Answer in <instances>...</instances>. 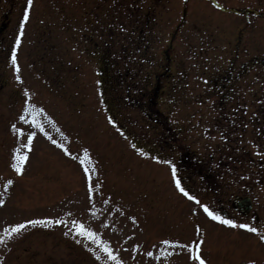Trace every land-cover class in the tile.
Instances as JSON below:
<instances>
[{
	"label": "rangeland",
	"instance_id": "rangeland-1",
	"mask_svg": "<svg viewBox=\"0 0 264 264\" xmlns=\"http://www.w3.org/2000/svg\"><path fill=\"white\" fill-rule=\"evenodd\" d=\"M215 1L224 10L212 0L0 1V235L25 223L0 243V264H114L75 235L73 221L122 264H196L188 249L197 244L206 264H264L258 234L210 219L172 176L174 166L181 186L213 212L217 197L247 194L264 217V148L254 145L256 132L264 136V106L256 111L264 104V0ZM25 100L43 131L32 116L19 119ZM241 133L250 169L263 166L259 185L228 176ZM18 147L27 154L20 174L12 167ZM199 168L218 174L214 195L202 194Z\"/></svg>",
	"mask_w": 264,
	"mask_h": 264
},
{
	"label": "snow or ice",
	"instance_id": "snow-or-ice-1",
	"mask_svg": "<svg viewBox=\"0 0 264 264\" xmlns=\"http://www.w3.org/2000/svg\"><path fill=\"white\" fill-rule=\"evenodd\" d=\"M27 4L29 6H31L32 4V0H27ZM28 18V9L26 8L24 10V20H27ZM21 28H23V22L21 23ZM20 42V37L17 36L16 37V43L19 44ZM12 63L15 65L16 64V57H15V49H13V56H12ZM17 79H19V77H17ZM25 95H27V93H25ZM23 112L24 114H22L19 119L21 121H24L25 123L29 122L28 120H26V115H30L32 116L31 119V124L36 127L39 128L40 131H43V128L41 127V125L35 120V114H34V109L33 106H31L27 100H25V106L23 108ZM110 123H113V121L111 120V118L109 119ZM17 133H21V129L16 128L15 125L12 126ZM35 133L29 132L27 134V143H25L23 145V148L28 149L29 151L31 150V143H32V139L34 137ZM53 143H56L55 141H53ZM61 148H63V145H59ZM65 152L67 153V150L65 149ZM140 155H146V153H144L143 151H140ZM85 158L80 160V163L82 165H84V171H85V175L87 177V179L90 181L91 180V176H90V169L87 167V150H85L84 153ZM155 159V157H153ZM27 159V154L26 153H22L20 148L18 147L15 150V154L13 156V160L14 163L12 164V167L15 169V171L17 172V174H20L22 171V166L25 162V160ZM165 163H168V161H165ZM172 176H173V180L175 181V186L177 188V190L187 199L195 201L197 204L200 205V207L203 209L204 213L212 220L217 221L221 224H224L226 226L229 227H233V228H240V229H245L249 232L252 233H256L259 235V239L261 242H264V234L260 233V230L257 229L256 227H253L247 223H241V224H237L236 221L232 220V219H227L224 218L222 216H220L219 214L211 211L209 209V207L207 205L204 204H200V201L193 195H190V193L185 190L184 187L181 186V183L179 180H176V169L173 166L172 167ZM12 184L11 180H8L4 187L5 189H7L8 185ZM89 197L91 198V193H92V187L91 184H89ZM4 201L2 199H0V204H3ZM195 211V209L193 210ZM27 224H45V223H52V221L50 220H29L26 222ZM55 223L57 224H61L63 223L60 220H56ZM25 227V223H18V224H14L10 227H5L3 229V234L0 235V243H3L5 241V238H10L13 234H16L18 232H20V230H22ZM73 229H74V233L75 235H78L79 237H82L84 239V241H88L93 243L94 245H96L101 253H104L107 257L108 261H114V264H122V261L120 260V258L114 254L113 249L109 246V244L106 241H103L100 239V237L91 229L86 228L83 224L79 223L78 221H73V225H72ZM70 234L69 232H66L65 235ZM80 240H77V243H80ZM162 245H167V246H173V247H180V248H184L185 245L180 244L178 241L177 242H173V241H169V240H163L161 241ZM85 246L87 247V244H85ZM189 252H190V259H192L193 261L196 262V264H206V261L201 257V255L199 254V244H197L195 247H189ZM88 251L92 252L93 250L91 248H88ZM133 251H135V247L133 248ZM170 254V253H169ZM93 255L95 257L96 260H101V256L99 253L97 252H93ZM148 256H152V252H147ZM249 264H255L254 261H249Z\"/></svg>",
	"mask_w": 264,
	"mask_h": 264
},
{
	"label": "flooded vegetation",
	"instance_id": "flooded-vegetation-1",
	"mask_svg": "<svg viewBox=\"0 0 264 264\" xmlns=\"http://www.w3.org/2000/svg\"><path fill=\"white\" fill-rule=\"evenodd\" d=\"M2 1V0H0ZM5 3V2H4ZM217 6L220 4L218 2ZM0 5H2V2L0 3ZM238 47V46H237ZM244 65H242L243 68ZM241 68V69H242ZM226 100V99H223ZM261 102H263V99H259ZM218 105L222 106L223 104L221 102L217 103ZM243 104L238 103L237 101L233 104V107H240L237 111L238 113V117H239V122H242L243 119L246 118L247 113H241L239 114V112H241L242 106ZM264 106V104L262 103H258L256 105V107L258 106V110L256 109V111H260V109L263 110V108L261 106ZM245 109V107H243ZM253 117H256L254 114L252 115ZM250 121V119H246L245 120ZM208 129H214V128H208ZM208 129L204 130V133H206L208 131ZM235 130V129H233ZM232 130V131H233ZM257 133V138L254 141V145L255 147L260 151L261 148H264V145H262V139L264 138V136L261 135L260 132H256ZM207 139V138H206ZM244 134H238L233 138V145L230 146V150L232 152H236L235 154H239L237 156H232L230 157V163L233 165L231 171L229 172V177L231 178V180L236 183V184H248L251 183L250 181L252 180L254 182V185L256 184H260L263 181V178H260L262 175V171H263V166L261 164H258L256 167H254L252 170L250 169V162L248 161L247 157L245 156L248 153V148H244L245 146V142H244ZM242 144V145H241ZM257 152V151H256ZM197 174V178L199 179V184H200V190L202 192V194L208 192V194L210 195V192L213 193V195L215 194L216 190H217V183H216V178L218 176V174L216 172H205V170L203 168H199L196 171ZM251 177V178H250ZM257 181V182H255ZM208 183H211V189L208 188ZM250 185V184H248ZM236 196L239 197H249L247 194H235L232 197H224L223 199L221 197H217L216 201H215V213L219 214L220 216L229 219L231 214H235L237 215V217H241V218H245L250 220L253 224H256V227L259 229H264V217H260L259 214H263V212L258 213L257 210H253V205H252V201H251V210L243 215L240 212H238L237 210H235V208L232 205V199ZM251 199V198H250ZM258 211H261L260 209H258Z\"/></svg>",
	"mask_w": 264,
	"mask_h": 264
},
{
	"label": "water",
	"instance_id": "water-1",
	"mask_svg": "<svg viewBox=\"0 0 264 264\" xmlns=\"http://www.w3.org/2000/svg\"><path fill=\"white\" fill-rule=\"evenodd\" d=\"M264 63V61H262ZM235 206L243 213H246L249 208V200L248 199H237L234 200Z\"/></svg>",
	"mask_w": 264,
	"mask_h": 264
}]
</instances>
